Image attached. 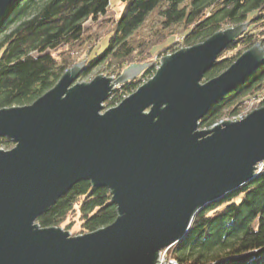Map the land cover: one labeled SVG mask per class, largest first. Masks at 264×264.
Segmentation results:
<instances>
[{"label":"water","instance_id":"obj_1","mask_svg":"<svg viewBox=\"0 0 264 264\" xmlns=\"http://www.w3.org/2000/svg\"><path fill=\"white\" fill-rule=\"evenodd\" d=\"M13 0H0V17ZM247 28L221 30L161 56L155 73L117 105L114 88L149 64L78 83L83 62L32 103L0 109V264H159L195 212L252 181L264 161V106L199 130L210 108L264 63L260 42L203 82ZM107 187L117 217L72 235L36 224L79 181Z\"/></svg>","mask_w":264,"mask_h":264},{"label":"trees","instance_id":"obj_2","mask_svg":"<svg viewBox=\"0 0 264 264\" xmlns=\"http://www.w3.org/2000/svg\"><path fill=\"white\" fill-rule=\"evenodd\" d=\"M122 1L119 14L106 16L110 0H13L0 17V109L32 103L81 56V79L97 66L114 78L131 64H149L113 89L106 101L110 108L153 76L160 60L155 57L201 43L228 27L247 23L203 82L221 74L254 44L264 46V0ZM262 98L264 63L222 96L199 128L233 120L255 109L256 102L264 106ZM0 146L9 149L13 143L1 137ZM111 198L107 187L79 181L36 224L76 228L74 234L95 231L117 217ZM166 253L177 264H264V168L252 181L198 209L187 234Z\"/></svg>","mask_w":264,"mask_h":264},{"label":"rangeland","instance_id":"obj_3","mask_svg":"<svg viewBox=\"0 0 264 264\" xmlns=\"http://www.w3.org/2000/svg\"><path fill=\"white\" fill-rule=\"evenodd\" d=\"M111 1V10L109 11V13H107L106 14V16H113V15H115L116 13L117 14H119L120 12H121V10L124 8V3H123V1L122 0H110ZM88 24V23H87ZM178 47V46H177ZM161 58V57H160ZM159 57H155L154 58V60L155 61H158L159 59H160ZM83 61H85V57L84 56H81V57H79V59H78V62L77 63H79V62H83ZM146 68V67H145ZM144 68V69H145ZM144 69H142V70H144ZM142 70L140 71V73L142 72ZM139 73V74H140ZM100 74H102L101 76H107L106 75V73L105 72H103L102 71V68H100V66H97L96 68H94L93 70H92V72L86 77V78H83V79H81V78H77L75 81L76 82H78V83H81V82H84V83H86V82H89V81H91L92 79H94L96 76H98V75H100ZM138 74V75H139ZM137 75V76H138ZM114 78H116V77H114ZM262 99H264V98H262ZM261 99V100H262ZM248 101H250V100H248ZM257 101V99H254V102H256ZM256 103H258L257 105V107H260L262 104H261V101H259V102H256ZM255 103V104H256ZM105 104H107L106 102H105ZM255 104H254V106H255ZM257 107H255V108H257ZM108 108V106H106V108L105 109H107ZM253 108V107H252ZM249 110V109H251V108H246V109H244V110ZM243 110V111H244ZM223 120H228V119H221L220 121H219V123L220 122H222ZM216 124V123H215ZM214 124V125H215ZM213 126V125H212ZM211 126V127H212ZM210 127V128H211ZM209 129V128H208ZM199 130H202V129H200L199 128ZM0 149L1 150H7L6 148H4L3 146H0ZM10 149V148H9ZM63 228V227H62ZM63 229H65V228H63ZM65 230H68L72 235H79V234H74V231H76V228H72V230H69V229H65ZM159 259H160V257H159ZM163 261V260H162Z\"/></svg>","mask_w":264,"mask_h":264},{"label":"built area","instance_id":"obj_4","mask_svg":"<svg viewBox=\"0 0 264 264\" xmlns=\"http://www.w3.org/2000/svg\"><path fill=\"white\" fill-rule=\"evenodd\" d=\"M157 66H158V65H157ZM157 66H156V67H157ZM245 114H246V113H245ZM245 114H240L239 116L234 117L233 120H234V121L239 120V119H241L242 117H244ZM233 120H230V121H233ZM263 168H264V161H261V162H259L258 164H256V167H255V174L259 173L261 170H263ZM167 250H168V247L160 251L159 264H177V262H176L174 259H172V258H170V257H168V256L166 255V254H167V253H166ZM162 260H163V261H162Z\"/></svg>","mask_w":264,"mask_h":264}]
</instances>
